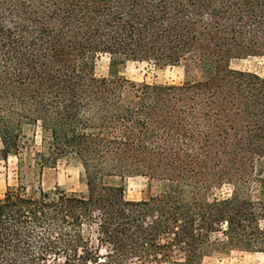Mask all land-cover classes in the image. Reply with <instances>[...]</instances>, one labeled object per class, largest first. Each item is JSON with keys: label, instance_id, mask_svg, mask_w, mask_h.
<instances>
[{"label": "trees", "instance_id": "obj_1", "mask_svg": "<svg viewBox=\"0 0 264 264\" xmlns=\"http://www.w3.org/2000/svg\"><path fill=\"white\" fill-rule=\"evenodd\" d=\"M182 67L177 84L99 78L96 61ZM264 0H0V264H201L264 257ZM74 164L86 194L24 162ZM143 177L159 192L124 197ZM228 187L226 196L213 189Z\"/></svg>", "mask_w": 264, "mask_h": 264}, {"label": "rangeland", "instance_id": "obj_2", "mask_svg": "<svg viewBox=\"0 0 264 264\" xmlns=\"http://www.w3.org/2000/svg\"><path fill=\"white\" fill-rule=\"evenodd\" d=\"M229 67L234 70L262 75L264 73L263 57H244L229 61ZM95 75L99 78L123 77L140 84H177L183 80L182 67L159 68L147 63L113 61L108 56H102L96 61ZM24 178L21 182L28 194H33L38 188L44 191L59 188L67 193L86 194V187L79 177V168L74 164L58 163L54 167L40 168L30 158L24 162ZM19 186L17 160L9 157L0 160V199L8 188ZM124 197L129 201H139L155 195L159 190L150 186L143 177H131L124 181ZM228 187L213 189V196H226ZM201 264H264L260 253L246 252H216L205 257Z\"/></svg>", "mask_w": 264, "mask_h": 264}]
</instances>
